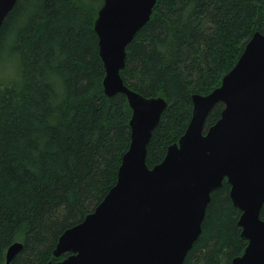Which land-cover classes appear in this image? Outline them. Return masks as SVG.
<instances>
[{
  "label": "trees",
  "instance_id": "1",
  "mask_svg": "<svg viewBox=\"0 0 264 264\" xmlns=\"http://www.w3.org/2000/svg\"><path fill=\"white\" fill-rule=\"evenodd\" d=\"M102 0H17L0 28V264H47L60 236L116 184L131 143L126 96L104 92L95 21ZM264 0H158L127 47L125 84L168 102L148 145L161 163L185 133L192 96L221 86L253 34ZM3 63V64H2ZM11 73V76L9 77ZM215 106L205 129L221 117ZM230 185L211 195L202 233L184 264H232L248 245ZM264 219V206L261 212Z\"/></svg>",
  "mask_w": 264,
  "mask_h": 264
},
{
  "label": "water",
  "instance_id": "2",
  "mask_svg": "<svg viewBox=\"0 0 264 264\" xmlns=\"http://www.w3.org/2000/svg\"><path fill=\"white\" fill-rule=\"evenodd\" d=\"M158 0H102L95 21L105 67L104 92L126 96L132 110L131 143L116 184L97 208L67 229L47 264H184L202 233L212 193L224 181L241 215L248 245L232 264H264V34L256 32L221 86L192 96L185 133L164 160L147 164L148 145L168 107L147 97L121 76L127 47L150 21ZM17 0H0V28ZM224 104L220 119L205 129L209 114ZM24 244H12L10 264Z\"/></svg>",
  "mask_w": 264,
  "mask_h": 264
},
{
  "label": "rangeland",
  "instance_id": "3",
  "mask_svg": "<svg viewBox=\"0 0 264 264\" xmlns=\"http://www.w3.org/2000/svg\"><path fill=\"white\" fill-rule=\"evenodd\" d=\"M2 64H3V63H2ZM9 66H13V65H12V64H11V65H10V64L8 65L7 63H5V64L1 65V66H0V71H1V69H3V70H4V69H7V68H9ZM10 76H11V73H10L9 77H10Z\"/></svg>",
  "mask_w": 264,
  "mask_h": 264
},
{
  "label": "bare ground",
  "instance_id": "4",
  "mask_svg": "<svg viewBox=\"0 0 264 264\" xmlns=\"http://www.w3.org/2000/svg\"><path fill=\"white\" fill-rule=\"evenodd\" d=\"M253 35H254V34H253ZM63 256H64V255H63ZM63 256H62V257H63Z\"/></svg>",
  "mask_w": 264,
  "mask_h": 264
}]
</instances>
